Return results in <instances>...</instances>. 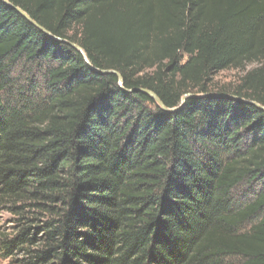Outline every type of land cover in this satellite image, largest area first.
<instances>
[{"label":"trees","instance_id":"trees-1","mask_svg":"<svg viewBox=\"0 0 264 264\" xmlns=\"http://www.w3.org/2000/svg\"><path fill=\"white\" fill-rule=\"evenodd\" d=\"M7 2L0 257L264 264V0Z\"/></svg>","mask_w":264,"mask_h":264},{"label":"rangeland","instance_id":"rangeland-1","mask_svg":"<svg viewBox=\"0 0 264 264\" xmlns=\"http://www.w3.org/2000/svg\"><path fill=\"white\" fill-rule=\"evenodd\" d=\"M256 64H251L247 69H253ZM244 75V71L236 69H227L220 72L213 79V88H233L238 83L241 77ZM15 220L13 215L4 209H0V234H10L14 230ZM0 264H12L11 260L0 257Z\"/></svg>","mask_w":264,"mask_h":264},{"label":"water","instance_id":"water-1","mask_svg":"<svg viewBox=\"0 0 264 264\" xmlns=\"http://www.w3.org/2000/svg\"><path fill=\"white\" fill-rule=\"evenodd\" d=\"M3 1H5L6 3H8L7 2V0H3ZM9 4V3H8ZM16 9H17V11L19 12V13H21L27 20H29L31 23H33L34 25H36L38 28H40L41 30H43V31H45L41 26H39L37 23H35L22 9H20L19 7H15ZM72 45V47H74L76 50H78L81 54H82V56L84 57V60H86L87 61V57H86V54H85V52L83 51V49L80 47V46H78L77 44H71ZM112 73H114L117 77H118V83H119V85L120 86H122V81H123V79H122V77H121V75L118 73V72H116V71H111ZM141 91H143V92H145L146 94H148L149 96H151L155 101H156V103L161 107V108H163V109H165V110H167V107H165L164 106V104L162 103V101L159 99V97L153 92V91H151V90H148V89H143V88H141ZM187 96H197V94H184L183 96H182V98H181V103H183L184 102V100H185V98L187 97ZM254 105H256L257 107H259V108H262V109H264V106H262V105H260V104H258V103H256V102H252Z\"/></svg>","mask_w":264,"mask_h":264}]
</instances>
